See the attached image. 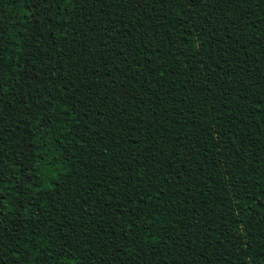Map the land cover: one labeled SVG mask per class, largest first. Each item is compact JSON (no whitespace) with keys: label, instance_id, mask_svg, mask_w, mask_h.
Masks as SVG:
<instances>
[{"label":"trees","instance_id":"16d2710c","mask_svg":"<svg viewBox=\"0 0 264 264\" xmlns=\"http://www.w3.org/2000/svg\"><path fill=\"white\" fill-rule=\"evenodd\" d=\"M0 264H264V0H0Z\"/></svg>","mask_w":264,"mask_h":264}]
</instances>
